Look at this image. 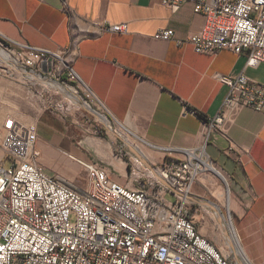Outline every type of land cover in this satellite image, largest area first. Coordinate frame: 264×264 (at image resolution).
Masks as SVG:
<instances>
[{"label": "crops", "instance_id": "crops-1", "mask_svg": "<svg viewBox=\"0 0 264 264\" xmlns=\"http://www.w3.org/2000/svg\"><path fill=\"white\" fill-rule=\"evenodd\" d=\"M122 22L127 32L106 29ZM204 25L205 17L191 1L169 6L162 0H0V32L15 47L68 49L80 81L129 134L125 139L131 147L125 149L124 143L91 135L81 111L39 109L32 121L46 170L85 188L89 174L78 160L98 162L112 180L137 187L154 172L148 164L158 172L169 156L205 148L228 174L229 180L212 164V173L230 185V195L224 189L217 193L230 201L237 243L253 264H264V112L229 110L227 136L216 131L206 138V121L222 110L229 90L215 74H245L264 84V63L247 66V51L198 53L188 42L178 45L155 36L172 28L187 39ZM7 115H0V125ZM124 152H132L136 161ZM216 186L221 187L210 174L193 184L192 216L217 247L233 250V221L226 224Z\"/></svg>", "mask_w": 264, "mask_h": 264}, {"label": "built area", "instance_id": "built-area-1", "mask_svg": "<svg viewBox=\"0 0 264 264\" xmlns=\"http://www.w3.org/2000/svg\"><path fill=\"white\" fill-rule=\"evenodd\" d=\"M185 1L205 17L204 27L187 39L163 28L157 38L188 42L196 52L211 55L223 49L247 51V66L264 63V0H162L169 6ZM106 29L127 32L128 24ZM0 50L25 75L30 71L41 79L63 73L64 80L78 83L86 100L112 120L80 81L68 49L15 47L0 32ZM10 67L0 60V74ZM215 77L229 90L222 110L206 121L207 139L216 131L227 136L229 110L264 112L263 83L245 74ZM41 155L37 125L8 114L0 136V264H231L192 216L189 197L201 159L214 163L205 148L186 150L180 158L169 156L158 174L145 176L137 187L112 180L101 163L78 160L89 174V184L79 188L48 172L39 162Z\"/></svg>", "mask_w": 264, "mask_h": 264}, {"label": "rangeland", "instance_id": "rangeland-1", "mask_svg": "<svg viewBox=\"0 0 264 264\" xmlns=\"http://www.w3.org/2000/svg\"><path fill=\"white\" fill-rule=\"evenodd\" d=\"M8 64L12 65L13 67H10V70L7 71L6 73L0 74V115L12 114L15 117L25 122L33 123L32 119L33 117H36L38 115L39 109L40 110L55 109V108L61 109V110L76 109L84 113L85 120L87 121L93 133L91 135H94L96 137H103L110 141L111 140L115 141L116 145L124 143L125 149L127 146L131 147L126 142V139L128 138L129 134L125 132L123 127H121L120 125H117L112 120L106 118L103 115V113L98 110L97 106L94 103H92L89 100H86L87 98L85 94L83 93L81 86L78 83L69 82V81L64 80L62 78L63 73L59 71L51 72L50 74L48 73L47 75H45V77L39 79V76L35 73H34L35 75H33V73H30L29 71V74L25 75L23 73V69L21 68L16 69L14 67L15 64H11V63H8ZM53 81H55L57 85L59 86H62V87L65 86V87H69L73 89L79 98L75 99L74 97L72 98L68 96L67 94L62 92L59 88L50 84ZM87 106L90 109H88ZM99 114L106 118L107 123L102 121L101 119L99 120V117H98ZM2 133H3V125H0V136L2 135ZM134 140L138 144V140L137 139H134ZM128 157H130L132 161H136L135 155L132 152L128 153L125 156V158H128ZM211 164H213L217 169H219L214 163H211ZM6 166H9L8 161L6 162ZM201 169L202 170L200 171L199 179H202L203 177H205V174H210L212 175V177H214V179L219 181V184L221 187H218V186L214 187V193L218 199V202L223 207V213L225 214L226 219H227L226 224L227 223L230 224V222L233 221L232 223L233 226L229 228L230 233H231V238L236 243L237 241L240 242L236 235L235 229H234L235 216L230 211V201L228 205V200H225V198L223 197L221 198L217 193L221 189H224V191H226L230 195V190H229L230 185L228 183V180H229L228 174L225 173L220 168L225 173L226 179H228V180H223L219 176L213 174L212 173L213 171L207 168L206 165L202 164ZM209 186L212 187L211 184ZM191 207H193V205ZM237 244L241 246V248L243 249L246 255V252L242 246V243H237ZM220 250L223 252L224 255L229 257L231 264L241 263L240 261L241 256L237 253L235 245H234L233 250L230 247L225 248L224 250L222 249Z\"/></svg>", "mask_w": 264, "mask_h": 264}, {"label": "bare ground", "instance_id": "bare-ground-1", "mask_svg": "<svg viewBox=\"0 0 264 264\" xmlns=\"http://www.w3.org/2000/svg\"><path fill=\"white\" fill-rule=\"evenodd\" d=\"M0 60L2 61H5V62H8V63H11V64H15L14 61L12 59L9 58V56L4 53L2 50H0ZM33 75H35L33 73ZM37 77V76H36ZM50 82V81H49ZM54 86H56L57 88H59L62 92H64L65 94H67L68 96L70 97H74L75 99H78L79 97L76 95V92L69 88V87H65V86H59L57 85V83L55 81H53L52 83H50ZM88 109H90L88 106H87ZM99 117V120L101 119L102 121L106 122L107 123V120L104 116L102 115H98ZM135 149V147H134ZM137 150V149H136ZM208 160H204V159H201V163L203 165H206L207 168H209L210 170L212 171H216L215 167L211 164V162H207ZM230 239L231 241L233 242V245H235L236 247V251L237 253L241 256V263L240 264H252L251 261L247 258V256L245 255L243 249L241 248V246L239 244H237L236 242L233 241V239L231 238V235H230ZM236 243V244H235Z\"/></svg>", "mask_w": 264, "mask_h": 264}, {"label": "water", "instance_id": "water-1", "mask_svg": "<svg viewBox=\"0 0 264 264\" xmlns=\"http://www.w3.org/2000/svg\"><path fill=\"white\" fill-rule=\"evenodd\" d=\"M137 155L140 157V159H141L144 163L148 164L147 161H145V159H143V158L141 157V155H139L138 153H137ZM148 166H149V167H150V168H151L156 174H158L157 171L155 170V168H154L153 166H151V165H149V164H148Z\"/></svg>", "mask_w": 264, "mask_h": 264}, {"label": "trees", "instance_id": "trees-1", "mask_svg": "<svg viewBox=\"0 0 264 264\" xmlns=\"http://www.w3.org/2000/svg\"><path fill=\"white\" fill-rule=\"evenodd\" d=\"M64 78H66V77H64ZM193 210V209H192Z\"/></svg>", "mask_w": 264, "mask_h": 264}]
</instances>
